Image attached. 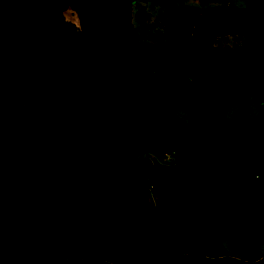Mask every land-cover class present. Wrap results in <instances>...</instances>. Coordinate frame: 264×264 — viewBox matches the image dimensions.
<instances>
[{
  "label": "trees",
  "instance_id": "16d2710c",
  "mask_svg": "<svg viewBox=\"0 0 264 264\" xmlns=\"http://www.w3.org/2000/svg\"><path fill=\"white\" fill-rule=\"evenodd\" d=\"M183 1L152 0L165 12L167 63L195 49L199 68L190 76L211 86L220 72L217 39L259 29L246 62L220 89L219 104L240 98L236 118L248 111L247 93L262 105L264 13L230 5L201 10ZM67 10L88 33L72 62L66 55L76 27L62 22ZM110 16L116 9L108 0H1L0 85L24 72L28 99L58 94L61 110L48 122L28 119L0 95V264H254L264 242V118L229 126L208 114L200 126L186 127L177 109L194 119L208 110L209 98L175 88L177 74L159 62L156 46L138 41L127 21L111 26ZM136 17L145 33L144 12ZM40 47L37 73L31 52ZM108 58L127 125L99 123L97 83ZM130 125L154 149L184 160L164 172L145 161L131 164ZM26 185L49 198H23ZM87 191L92 198H82ZM211 218L233 225L234 256L221 255Z\"/></svg>",
  "mask_w": 264,
  "mask_h": 264
},
{
  "label": "rangeland",
  "instance_id": "374dc122",
  "mask_svg": "<svg viewBox=\"0 0 264 264\" xmlns=\"http://www.w3.org/2000/svg\"><path fill=\"white\" fill-rule=\"evenodd\" d=\"M182 5L197 7L204 10L214 5L229 4L235 9L247 11H259L264 13V0H184ZM108 7L110 11L113 7L116 9V17L114 19L110 16V25L116 26L121 22H129L132 29L136 33L138 41L145 43H152L156 46L157 57L161 64L166 65L167 68L173 70L177 74L175 88L188 87L200 95L207 96L210 100V107L207 111L199 114L194 119L185 117V110L183 108L177 109V116L184 121V125L190 128L200 126L208 114H214L222 119L229 126L234 125H258L264 118V102L262 105L256 103L252 94L247 93L244 97L248 102V111L241 118H236L235 115L240 109V98L232 101L229 107H221L219 104V91L227 85L234 74V72L246 62L248 53L255 46V41L259 29L247 30L241 35H229L220 37L216 41V57L217 63L220 66V72L211 86H204L199 80L193 79L190 73L199 68L195 56L197 51L190 49L178 64L167 63L165 53L162 49V44L165 43V12L164 9L152 0H108ZM143 11L145 14L144 26L145 33L142 31V26L137 20V13ZM0 14H1V0H0ZM75 20L73 13H67L62 19L64 24L72 23ZM73 24V23H72ZM76 30L73 35L72 45L70 46L66 61L72 62L78 57L81 50L85 48L88 41V33H82L79 27L75 26ZM112 35L120 36L121 33L112 28ZM264 39V28L262 31ZM52 41L45 45L47 49L51 48ZM120 47V42L117 43ZM36 59L32 66L33 70L39 73L41 68V56L43 55V48H38L31 52ZM107 66L108 68L104 67ZM122 70L126 72L125 62L121 63ZM103 69L99 72L98 88L102 92L99 101L98 116L100 124H129L128 117L123 111L122 103L118 97L115 89V73L116 69L113 67V59L108 58L102 65ZM0 95L6 100L21 109L25 110L28 119L43 118L48 122L53 116L57 115L61 110L60 97L58 94L46 96L42 102H34L28 99L25 92V77L24 72L16 73L11 82L6 86L0 85ZM130 146H131V164H137L141 161L153 164L159 171L164 172L167 168L177 165L184 159L173 152L158 151L151 147L143 138L140 131L129 126ZM173 153V154H172ZM151 181H146V185ZM259 186V182L256 181ZM148 202L155 204L156 195L153 193V188L147 186ZM49 198L43 196L39 189L34 186H23L21 188V195L23 198ZM93 193L87 191L83 193L82 198H92ZM74 198H81L72 196ZM210 231L214 235L215 242L222 248L221 255L232 257L234 250L231 247V231L233 225L217 219H210ZM255 256L259 259L256 264H264V242L255 251Z\"/></svg>",
  "mask_w": 264,
  "mask_h": 264
},
{
  "label": "crops",
  "instance_id": "0c3cea01",
  "mask_svg": "<svg viewBox=\"0 0 264 264\" xmlns=\"http://www.w3.org/2000/svg\"><path fill=\"white\" fill-rule=\"evenodd\" d=\"M226 6H229V4H226ZM67 13H73L74 15H75V20L72 22L75 26H77V27H79V25H78V18H77V16H76V14L73 12V11H71V10H67V11H65L64 13H63V16H62V19L65 17V15L67 14ZM219 39V38H218ZM217 39V40H218ZM257 250V249H256ZM255 250V251H256ZM256 253L254 252V255H255ZM232 256H234V255H232ZM256 257V256H255ZM258 258L256 257V261H255V263L254 264H256L257 262H258Z\"/></svg>",
  "mask_w": 264,
  "mask_h": 264
},
{
  "label": "built area",
  "instance_id": "2783aa9c",
  "mask_svg": "<svg viewBox=\"0 0 264 264\" xmlns=\"http://www.w3.org/2000/svg\"><path fill=\"white\" fill-rule=\"evenodd\" d=\"M173 154V153H172Z\"/></svg>",
  "mask_w": 264,
  "mask_h": 264
}]
</instances>
